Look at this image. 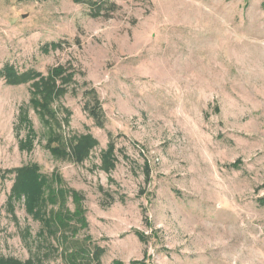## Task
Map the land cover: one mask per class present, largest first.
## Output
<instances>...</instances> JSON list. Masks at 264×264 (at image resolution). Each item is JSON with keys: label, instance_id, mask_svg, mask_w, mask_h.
<instances>
[{"label": "rangeland", "instance_id": "374dc122", "mask_svg": "<svg viewBox=\"0 0 264 264\" xmlns=\"http://www.w3.org/2000/svg\"><path fill=\"white\" fill-rule=\"evenodd\" d=\"M112 1L92 17L73 0H0V71H75L46 124L30 82L0 76V261L264 264V0ZM81 135L95 141L81 164L46 149ZM26 164L48 179L43 216L67 219L54 234L9 200Z\"/></svg>", "mask_w": 264, "mask_h": 264}, {"label": "trees", "instance_id": "16d2710c", "mask_svg": "<svg viewBox=\"0 0 264 264\" xmlns=\"http://www.w3.org/2000/svg\"><path fill=\"white\" fill-rule=\"evenodd\" d=\"M73 2L77 4H88L92 17H103L106 13H112L117 10L112 0H73ZM51 47L56 48L57 45L53 44ZM74 74L75 71L73 69L67 71L60 67L51 69L46 76L31 70L20 73L11 65H5L0 71V76L4 78L6 85L16 86L24 84L25 82H30L31 99L29 105L37 110L40 118L45 124L47 122V120H45V115L48 116L47 118L54 117V112L50 110L49 105L61 99L67 92V88L74 85ZM83 100V110L93 119L97 127H102L104 120L103 111L94 89L84 91ZM65 112L68 113L67 110H65ZM21 125L25 128V136L18 141V148L21 151L30 152L33 148L35 137L24 107L20 109L19 114L18 127L20 128ZM94 146L95 141L91 136L81 135L70 137L65 143L59 142L56 146H51L49 143L46 145V149L51 156L57 159H66L73 163L81 164L86 160L89 151ZM113 147L114 143L111 139L110 150L103 156L104 164L112 166L115 163L116 155L113 154ZM12 172L14 174V182L9 200L19 199L23 196L26 211L31 214L35 220H38L41 225V232L39 234H44V232L48 235L54 234L59 230L58 224H63L61 222L63 218L59 214H53L47 218L41 213V207L47 199L45 195L49 186L47 177L40 173L39 167L36 164H26L19 168H15ZM65 220L66 223L62 225L63 229V226L67 224V219ZM88 257L92 258V260L98 259L99 251L96 250L94 254H88L85 261L81 260L85 259L83 256L77 257V260L71 259V264L89 263L91 259H88ZM0 264L9 263L0 261ZM24 264L30 263L26 262Z\"/></svg>", "mask_w": 264, "mask_h": 264}]
</instances>
